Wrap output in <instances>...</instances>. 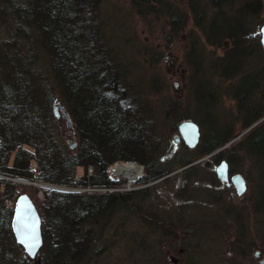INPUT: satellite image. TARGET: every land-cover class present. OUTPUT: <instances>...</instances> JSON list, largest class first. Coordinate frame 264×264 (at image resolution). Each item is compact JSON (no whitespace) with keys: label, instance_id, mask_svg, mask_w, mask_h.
Returning a JSON list of instances; mask_svg holds the SVG:
<instances>
[{"label":"rangeland","instance_id":"obj_1","mask_svg":"<svg viewBox=\"0 0 264 264\" xmlns=\"http://www.w3.org/2000/svg\"><path fill=\"white\" fill-rule=\"evenodd\" d=\"M143 1L98 0L95 26L118 69L119 85L131 97L120 103L130 105L129 113L136 119L135 129L145 134L142 145L145 153L140 157L158 166L160 163L172 172L144 186L138 182L145 176V166L116 162L109 167L110 178L125 180L119 191L142 192V207L128 211L118 237L111 232L120 216L112 217L111 231L95 242L97 246H107L105 254L93 263L262 264L264 116L256 120L264 112V49L260 40L264 0H226L224 4H215L214 0H155V5L150 7ZM252 13L257 17L252 18ZM239 21L241 27H237ZM14 26L12 17L0 21V69L9 64L7 50L19 48L24 42L23 37H16ZM13 40L18 42L14 48ZM33 47L38 54L35 58H39L32 60L45 69L41 70L45 75L40 77H47L52 86L56 85L46 67L48 63L41 61L51 62V59L43 55L40 47ZM21 48L19 53H24ZM26 63L29 64L28 59ZM3 78L2 71L0 80ZM34 84L41 91L38 93L41 100L42 84L40 81ZM52 93V114L60 140L75 153L84 138L78 133L67 101L56 88ZM133 97L138 99L135 101ZM134 102L139 107L134 108ZM186 121L195 122L201 129L200 142L192 150L194 154L207 141L227 137L231 140L218 152L188 162L193 155L187 152L182 140L176 139L178 127ZM137 137H132V142L139 146ZM220 152L222 156L215 162L213 159ZM223 161L228 164L231 177L228 181L221 180L217 174ZM185 162L188 164L181 166ZM118 165H134L142 173L130 185L128 178L116 170ZM94 171L93 166L79 167L77 174L91 176ZM237 174L245 180L246 190L242 195L237 194L232 182ZM0 177L3 188L0 196L5 182L15 185L14 191L4 198L6 208L14 209L19 196L27 194L40 212L45 195L69 191L49 183L42 196L39 190L42 187L33 180L2 174ZM230 180L233 185L227 186ZM80 190L91 189L77 191ZM11 230L0 226V253L13 254L14 262L25 256V252ZM42 248L39 258L27 255L26 258L32 264H40V257L47 252Z\"/></svg>","mask_w":264,"mask_h":264},{"label":"trees","instance_id":"obj_2","mask_svg":"<svg viewBox=\"0 0 264 264\" xmlns=\"http://www.w3.org/2000/svg\"><path fill=\"white\" fill-rule=\"evenodd\" d=\"M0 1H4L0 2V21L13 18L16 37L24 38L19 48L25 51L19 53V48H14L18 42L13 40L12 48L16 50H7L9 64L0 69L4 77L0 80V174L69 189L54 191L41 206L42 250L47 252L40 257V264H94L107 249L106 245L97 246L95 242L111 231L112 217L120 216L111 232L118 237L128 211L135 212L142 207V192L119 191L125 180L110 178L109 167L116 162L145 166V176L138 182L144 186L164 178L172 169L140 157L145 153L142 146L145 134L135 129L136 119L129 113L130 105L120 103L129 96L119 85L118 69L95 26L98 0ZM143 2L147 7L156 3L155 0ZM34 45L51 59V62L41 61L48 63L46 67L53 74L54 86L69 104L78 133L84 138L75 153L60 140L52 114L55 88L47 77H40L45 75L42 73L45 69L32 60V57L39 58H35L38 54ZM37 78L42 86L38 85L44 89L41 100L38 95L41 91L33 86L34 82L38 83ZM132 137L139 139V146L132 142ZM230 140L227 137L207 141L197 154L187 148L193 155L187 161L208 156ZM221 156L220 152L213 160L217 162ZM12 157L13 164H10ZM33 162L39 169L37 176L30 171ZM89 166L94 167V174L86 173L82 177L77 174L79 167ZM85 188L91 190L77 191ZM0 189L3 188L0 186ZM14 189L12 182H5L0 196V226L7 229H11L14 209L6 208L4 198ZM12 261L13 254L0 253V264H32L26 255Z\"/></svg>","mask_w":264,"mask_h":264},{"label":"water","instance_id":"obj_3","mask_svg":"<svg viewBox=\"0 0 264 264\" xmlns=\"http://www.w3.org/2000/svg\"><path fill=\"white\" fill-rule=\"evenodd\" d=\"M262 45L264 48V26L262 28ZM178 132L177 141L182 139L191 150L197 148L201 138V129L198 124L192 121L183 122L178 127ZM217 174L221 180H229L228 164L225 161L218 166ZM232 182L237 194L242 195L246 190L245 180L242 175H235L232 178ZM12 230L17 243L24 249V252L32 259L39 258V252L43 245L42 218L36 205L27 194L21 195L17 199L14 207ZM259 254L257 252L256 256H259Z\"/></svg>","mask_w":264,"mask_h":264},{"label":"bare ground","instance_id":"obj_4","mask_svg":"<svg viewBox=\"0 0 264 264\" xmlns=\"http://www.w3.org/2000/svg\"><path fill=\"white\" fill-rule=\"evenodd\" d=\"M118 80H119V82H120V78H118ZM121 86V85H120ZM129 98H131V97H129ZM133 98H135V97H133ZM138 99V97L137 98H135V101ZM135 103V105H133V107L134 108H136L137 107V105H138V107H139V103H136V102H134ZM261 114V113H260ZM263 116H264V112L262 113V115H261V117H259V115H258V119L256 120V121H258V120H260L261 118H263ZM257 118V117H256ZM178 135H179V133H178ZM182 140V139H181ZM183 141V140H182ZM183 143H184V141H183ZM185 144V143H184ZM186 145V144H185ZM95 170V169H94ZM116 170L118 171V173L119 174H121V175H123V176H125L126 178H128V180H129V182H130V185L132 184V183H134V182H136L137 180H138V178L140 177V175H141V173H142V170H140V169H137V168H135V166L134 165H124V166H119L118 165V167L116 168ZM30 171L35 175V176H37L38 174H39V169H38V166H37V164L35 163V162H33L32 163V165H31V167H30ZM10 178V177H9ZM12 178V177H11ZM231 177H230V175L228 174V179H230ZM34 181V183H39V185H40V187H42V188H40L39 190H40V192L42 193V194H44V191L46 190V188H48V184L49 183H45V182H40V181H38V180H33ZM21 195H25V194H21ZM20 195V196H21ZM50 197H51V194H47L46 196H45V199H46V201H48L49 199H50ZM14 216V215H13ZM40 216H41V214H40ZM12 220H13V217H12ZM11 229H12V227H11ZM12 232H13V230H12ZM42 237H43V232H42ZM25 255H27L26 253H25ZM28 256V255H27ZM29 257V256H28ZM29 258H31V257H29ZM35 259V258H34Z\"/></svg>","mask_w":264,"mask_h":264},{"label":"flooded vegetation","instance_id":"obj_5","mask_svg":"<svg viewBox=\"0 0 264 264\" xmlns=\"http://www.w3.org/2000/svg\"><path fill=\"white\" fill-rule=\"evenodd\" d=\"M226 0H214V2H215V4H219V3H223L224 4V2H225ZM254 11V10H253ZM252 11V12H253ZM253 14V17L252 18H255V17H257V15H255V13H252ZM238 26H240L241 27V22L239 21V24H237V27ZM264 26V25H263ZM237 27H235L236 29H237ZM263 28V27H262ZM236 29H235V31H236ZM239 29V28H238ZM260 37H261V45H262V29H261V34H260ZM262 47H263V45H262ZM264 49V48H263ZM229 171H230V169H229ZM227 184V186H232L233 184L231 183V180H230V183L228 182V183H226ZM235 188V187H234ZM236 189V188H235ZM237 192V191H236Z\"/></svg>","mask_w":264,"mask_h":264},{"label":"built area","instance_id":"obj_6","mask_svg":"<svg viewBox=\"0 0 264 264\" xmlns=\"http://www.w3.org/2000/svg\"><path fill=\"white\" fill-rule=\"evenodd\" d=\"M45 194H43L42 196H44ZM46 196V195H45Z\"/></svg>","mask_w":264,"mask_h":264}]
</instances>
